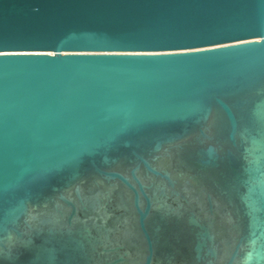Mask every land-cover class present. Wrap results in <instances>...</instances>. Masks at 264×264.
<instances>
[{"label":"water","instance_id":"95a60500","mask_svg":"<svg viewBox=\"0 0 264 264\" xmlns=\"http://www.w3.org/2000/svg\"><path fill=\"white\" fill-rule=\"evenodd\" d=\"M0 264H264V0H0Z\"/></svg>","mask_w":264,"mask_h":264}]
</instances>
